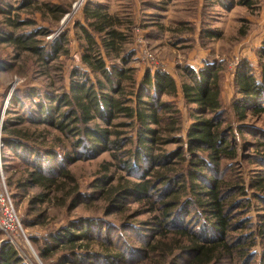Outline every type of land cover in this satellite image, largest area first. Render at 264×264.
<instances>
[{
    "label": "trees",
    "instance_id": "16d2710c",
    "mask_svg": "<svg viewBox=\"0 0 264 264\" xmlns=\"http://www.w3.org/2000/svg\"><path fill=\"white\" fill-rule=\"evenodd\" d=\"M24 3L23 6L30 5V0ZM237 4L251 8L252 0H237ZM46 7L58 13L56 19L65 13L58 5L47 3ZM201 12L202 21L206 9L202 7ZM0 15V68L23 73L32 80L35 76L47 77V70L55 67L61 73L59 81L64 83L60 57L69 52L65 37L54 45L44 42L41 37L47 33L45 28L23 29L35 25L33 20L20 21V14L8 3H0ZM133 17L124 27L122 18L89 0L83 8L85 24L77 26L84 40L80 55L83 67L70 69L67 87H55V82H44L39 87L25 84L10 96L12 109L6 113L22 112L6 118L1 128L2 158L10 153L12 159L20 161L4 166L14 210L17 196H24L29 189L37 190L28 199L20 225L41 226L48 233L44 238H29L42 240L44 246L38 255L44 260L64 250L68 252L61 260L65 264H125L132 248L121 247L108 235L101 237L103 232L114 231V224L105 219L79 217L59 227L47 226L45 208L37 207L52 204L70 213L82 204L86 194L80 191L78 180L67 165L107 153L115 162H107L105 174L92 183L96 199L106 203L109 214L122 219L127 218L126 204L138 202L145 207L150 216L141 224L151 226L146 229L152 232L146 248L138 250L143 258L156 257L166 263L170 254L160 245L174 236L177 247L173 248L188 257L186 264H248L246 257L255 245L256 229L248 236H231L246 228L237 211L243 207L241 196L247 195V189L235 178L226 181L221 168L237 158L235 134L245 130L261 132L254 124L244 122L249 116L254 120L264 117V46L258 54V75L246 59L238 65L233 78L238 97L225 106L221 88L226 65L220 59L208 61L197 70L184 65L182 82L162 68L148 67L138 76L130 62L139 44L135 43V50L126 46L131 43V34L138 29L144 39L155 40L162 26L154 24L146 32L144 25L134 24L138 18ZM179 23L182 27L187 22ZM183 28L174 31L182 33ZM194 29L188 24L186 32L193 34ZM237 34L238 40L245 37V26ZM215 35L201 22L200 45L205 47ZM194 45L192 40L189 48ZM219 53L223 54L222 49ZM103 54L118 64L108 66ZM54 61L58 65L54 66ZM177 98L186 105L192 119L185 137ZM227 111L232 112L235 128L223 125ZM29 127L33 128L30 134ZM169 145L176 147L168 149ZM136 176L138 180L133 178ZM250 187L259 192L256 197L264 205V175ZM185 209H192L198 229L184 224ZM16 215L19 219L17 212ZM258 217L262 221L256 235L264 238V215ZM124 227V231L133 228L128 221ZM0 234L4 235L1 230ZM9 235L15 244L6 240L1 245L0 264H25L16 248L22 247L20 236Z\"/></svg>",
    "mask_w": 264,
    "mask_h": 264
},
{
    "label": "rangeland",
    "instance_id": "374dc122",
    "mask_svg": "<svg viewBox=\"0 0 264 264\" xmlns=\"http://www.w3.org/2000/svg\"><path fill=\"white\" fill-rule=\"evenodd\" d=\"M24 1L27 3L29 0H0V3H8L13 8H15L16 12L20 14V21H23L24 19L33 20L35 25H30L24 27L23 29L45 28L47 33L44 37H41L44 42L54 45L59 40H61L62 37H65L64 39L66 40V47L68 48L69 52L68 56L60 57V60L63 63L62 74L65 78L64 83L59 81L61 73H58V70L55 67H51L49 70H47V77L35 76V79L32 78L33 81L29 79V77L25 78L23 73H13L6 69L0 68V162L4 180L8 176L4 167L5 164L10 162H20L17 161L18 159H12L13 156L10 153H6V158H2L1 156L3 145L1 141V128L3 122L8 117H15L14 114H22L21 110L16 111L17 113H6L8 109H12L9 102L10 96L14 90L21 87L23 88L25 84L39 87V85L44 82H55V87L61 85H65L67 87V75L70 69L73 66L83 67L80 62V55L83 52L84 40H82L81 31L77 26L79 24H85L83 18V8L85 4L89 2V0H30V5L23 6L22 4ZM222 1L233 2V4L237 3V0ZM259 1L260 0H252L251 5H257ZM92 2H95V4H100L111 14H115L122 18L124 27L126 26V22H128L133 16L138 18L137 22H134V24L140 23V25H144L146 28H151L154 26V24H158L157 26H162V29H160L161 34L156 40H144V38L141 36L143 32L140 33V31L136 30L131 34V43L129 42V44L126 46H129L128 48L135 50L137 46L135 43H137L138 40H143L144 50L149 52L153 57V61L151 62H147V60L143 58V63L137 59L136 56L132 57L130 64L136 68L138 76H140L141 73H143V71L148 67H151L152 70L162 68L182 82L184 81V77L182 76L184 74V65L191 66L195 70L199 69L198 61L202 57L198 56L196 52H191L192 48H189V41H184L182 37V35L188 37V34L190 33L186 32V27L188 24H190L191 19H196L197 17V11H195L193 4L189 3L190 0H145V3L140 4L139 9L132 3V0H92ZM212 2L213 1L211 0H203V4L205 6H210V9L205 15L206 17H204V19L201 21L202 24H204V27L213 25L215 22H220L217 20L215 21V18L218 15H216L211 9L215 4H212ZM47 3L60 6L65 10V13L56 19V17L59 16L58 13L54 11L52 12L51 7L47 8ZM20 5L24 9L20 7ZM20 8L22 9L20 10ZM259 9V6L249 8L250 11L248 14L249 16H252L253 19L245 23L240 19L241 17L245 16V13L241 15L239 13L240 9H237L239 11H234L232 14L233 18H231L230 21L225 20L226 24L223 25L225 27L224 35L215 41H212L210 44L214 52L211 53V51H208L206 59L211 61L213 60L212 58L215 59L216 57L217 59L222 60V62H224L226 65H224L225 79L223 82V88H221V96L225 106H229L235 100V98L238 97L236 96V91L233 86V78L234 73L242 60L246 59L254 69L253 73L258 75V54H261L260 49L264 46V14L261 15ZM2 18L3 17L0 15V20ZM180 20H187V23H185L184 26L179 27ZM241 26H245L247 34H262L261 41L257 45L253 46L248 41L244 40L246 36L241 40H238L237 32ZM177 28H183L182 33L175 32L174 29ZM1 48H3V45H0V50ZM219 49H222L223 54L219 53ZM21 55L23 56V54ZM103 57L105 58L106 64L108 66L111 64H118L116 60H110L105 56V54H103ZM261 59L264 61V55ZM192 61H194L196 65L192 63H190V65L189 62ZM53 65H58V62L54 61ZM165 98L166 97H164V99ZM175 102L180 111L181 130L182 135L184 136L187 127L192 122V119L189 117L188 109L186 105L183 104V101L177 98ZM245 123L254 124L260 129L261 132L255 133L253 131L250 132L245 130L240 134H235L236 140L234 141H236L238 152L237 158L232 163L227 165L225 164L221 169H223L222 174L225 176L226 181H229V177L235 178V180H240V182L244 183L247 189V195L241 196L243 198V207L237 211V217H239L240 220L246 224V228L236 233H231V236L240 238L242 235H238L241 233L248 236L249 234H252L253 230L256 229L254 231L255 233L253 232V234H255V245L252 247L251 251L248 252L246 258L249 260L248 264H264V238H258L259 235H256L259 232V223L262 221L258 216L261 214L264 215V205L260 201L261 198L257 199L256 197V194H259V192L250 187V183H252L260 175H264V117L254 120L249 116L244 124ZM223 125L232 126L233 128L237 126L235 119L232 116V112L227 111V114L223 120ZM29 128L31 130L29 129L28 134H30V132L33 130L32 127ZM175 147V145H169L168 149ZM107 162L113 163L115 161H111L109 155L107 153H103L95 159L80 160L73 165H67V167L77 178L80 185V191L86 194V198L82 204L77 206L70 213H67L66 209L62 207H55L52 204L37 206L41 209L45 208L47 213V226L59 227L60 225H65L67 220L76 219L79 217H85L90 220L105 219L107 222L117 226L118 229L116 228L114 231H109L108 234L103 232L101 237L103 235H108L110 238L114 240L116 239L120 243L121 247L130 246L132 248L131 252L128 253L130 256H126L127 258L125 260V264H163L162 261L156 257L146 260L145 257L143 258L142 256L143 253L141 254L138 251L140 250V247L146 248V243H148L150 240V232H152L151 229H146L152 228L151 226L144 227L141 224V222L148 219L150 216L149 214L145 213L146 209L141 203L132 202L126 204L125 207L129 209L126 213L127 218L122 219L115 214H109L108 211L105 210L106 203L100 199H96L97 193L94 190L92 183L98 176L105 174L104 168L109 167L106 166ZM121 176L124 177L125 175L122 173ZM133 178L138 180L139 176ZM10 191L12 190L10 189ZM36 192V189H29L24 196H17L15 198L17 208L15 213L17 212L19 215V223L21 222L24 210L28 208V199ZM8 194L10 197L9 191ZM89 196V201L86 202V199ZM246 199L249 200V204L247 203ZM185 210L187 211H184L183 215L187 216V218L185 219L184 224L186 226H191V229H198L199 227L196 226L197 221H195V217L192 216V209L189 211L188 209ZM125 221L132 223L133 228L124 231L123 228H125ZM20 226V239L18 241L20 244H22L23 248L19 247V249L18 246H16V248L18 250L19 256L22 258L25 264H65L62 263L61 260L68 254V252L64 250H59L58 252L54 253L52 257L46 260L39 257V251L44 246V243L42 240L31 241L29 238L46 237L48 233H46L43 227L34 226L31 228H25L23 224ZM14 234L16 235L13 236L17 237V233ZM174 238V236H170L168 240L163 241L160 245L163 246L164 249H166L170 254L169 260L164 264H186L188 257H182V255L177 252V245L173 244ZM11 239L13 240V244H15V241L11 235L0 234V247L6 240ZM173 246H176L175 249ZM93 264L107 263L103 262ZM222 264H233V262H226Z\"/></svg>",
    "mask_w": 264,
    "mask_h": 264
},
{
    "label": "crops",
    "instance_id": "0c3cea01",
    "mask_svg": "<svg viewBox=\"0 0 264 264\" xmlns=\"http://www.w3.org/2000/svg\"><path fill=\"white\" fill-rule=\"evenodd\" d=\"M211 1H213L212 2V4L213 3H215L213 6H212V11L216 14V15H218L216 18H215V21L217 20V21H220V22H215V24H213V25H208V26H206L208 29H210V30H212L213 32H215V36L214 37H210L209 39H208V41L206 42V45H205V47L204 46H202V45H200L199 44V42H198V34H199V32H200V28H201V9H202V7L204 8V9H207L206 10V13L208 12V10L210 9L209 7H207V6H205L204 4H203V0H190V4H193V6H194V3H195V6H194V9H195V11H197V17H198V19H197V17H196V19H191V21H190V24H189V26L190 25H192L195 29H194V32H193V34L192 33H190V34H188V37L187 36H183L182 35V37H183V40L184 41H189V43H191V41L193 40V41H195V45H194V47L192 48V51L191 52H196V54H198V56H200V57H202L199 61H198V68L200 69V68H202L203 67V63H206V62H208V61H210L209 59H206V56H207V53H208V51H211V53L212 52H214V50H212V48H211V46H210V44L212 43V41H215L216 39H218V38H220V37H222L223 35H224V33H225V27L223 26L224 24H226V22H225V20L226 21H230L231 20V18H233L232 17V14H233V12L234 11H239V10H237V9H240V14L241 15H243L244 13H245V16L244 17H241L240 19L241 20H243L244 21V23L245 22H248V21H250V20H252L253 19V17L252 16H249V14H248V12L250 11L249 10V8H247L246 6H242V5H238L237 3H234L233 4V2H232V4H231V6L228 8V3H230V2H223L222 0H211ZM132 3L135 5V6H137L138 7V9H139V6H140V4L141 3H145V0H132ZM255 6H259L260 7V9H259V11H260V13H261V15L262 14H264V0H260L259 1V3L257 4V5H252L251 6V8H254ZM220 7V8H219ZM180 21H183V20H180ZM185 22H187V20L185 21ZM232 22V21H231ZM150 28H145V31L146 32H148V30H149ZM136 31H138V29H136ZM140 33H141V31H140ZM246 33H247V31H246ZM144 34V33H143ZM143 34L141 35L142 37H143ZM246 37H245V41H248L250 44H252L253 46L254 45H257L260 41H261V36H262V34H260V33H250V34H247V35H245ZM158 38V37H157ZM144 40H146V39H144ZM156 40V39H155ZM137 43L139 44V49H138V52H137V54L135 55L136 56V58L137 59H139L142 63H143V60H142V58H141V49L144 47V41L143 40H138L137 41ZM190 56V55H189ZM140 57V58H139ZM209 57V56H208ZM216 58V57H215ZM212 59H214V58H212ZM190 63H192V64H194V65H196L195 64V62L194 61H192V62H189V64ZM136 65V64H135ZM191 65V64H190ZM138 66V65H137ZM142 74V73H141Z\"/></svg>",
    "mask_w": 264,
    "mask_h": 264
},
{
    "label": "built area",
    "instance_id": "2783aa9c",
    "mask_svg": "<svg viewBox=\"0 0 264 264\" xmlns=\"http://www.w3.org/2000/svg\"><path fill=\"white\" fill-rule=\"evenodd\" d=\"M141 58L142 60L145 58L147 62L153 61L152 55L144 49L141 51ZM20 227L19 220L16 216L5 185L0 162V230L4 232V234L17 233L19 235L21 231ZM9 241L13 243L12 239Z\"/></svg>",
    "mask_w": 264,
    "mask_h": 264
}]
</instances>
